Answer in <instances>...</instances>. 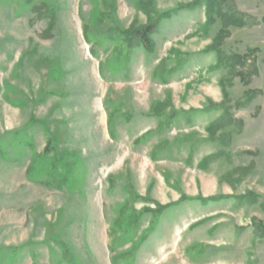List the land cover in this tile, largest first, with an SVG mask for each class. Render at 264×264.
<instances>
[{
	"label": "rangeland",
	"instance_id": "374dc122",
	"mask_svg": "<svg viewBox=\"0 0 264 264\" xmlns=\"http://www.w3.org/2000/svg\"><path fill=\"white\" fill-rule=\"evenodd\" d=\"M194 1L0 0V264H264V0Z\"/></svg>",
	"mask_w": 264,
	"mask_h": 264
},
{
	"label": "trees",
	"instance_id": "16d2710c",
	"mask_svg": "<svg viewBox=\"0 0 264 264\" xmlns=\"http://www.w3.org/2000/svg\"><path fill=\"white\" fill-rule=\"evenodd\" d=\"M226 5H227L226 0H195L192 3V5L187 6V9L189 10H193L197 7H204L205 9L206 22L202 26H199L196 33L197 34L207 33L211 25L216 22V18L223 19L226 25L242 27L244 25V20L240 17L235 16L236 14L231 9L232 7ZM225 6L227 7L226 11H224ZM36 9L40 11V8H36ZM163 18L164 15L157 16L155 18H150L149 19L150 22L146 26L136 28V30H133L131 32H125L124 35L130 36L129 39L132 43H134L136 46L141 45L143 49H145L148 53H151L154 51V43L152 40V36L158 32L160 25L163 21ZM55 24H56L55 17L53 14H50L49 26L45 32L46 35H51V32L53 31ZM83 32H84V36L87 37L88 34L87 26L84 27ZM165 65H166V61L164 60L162 61L161 66L159 68H163ZM218 65H220V62L218 63ZM213 199L217 200L216 198ZM241 199H247V196H241L240 200Z\"/></svg>",
	"mask_w": 264,
	"mask_h": 264
}]
</instances>
